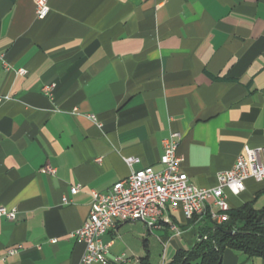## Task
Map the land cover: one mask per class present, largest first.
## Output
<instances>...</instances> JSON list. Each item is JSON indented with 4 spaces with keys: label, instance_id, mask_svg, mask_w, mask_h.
Segmentation results:
<instances>
[{
    "label": "crops",
    "instance_id": "obj_1",
    "mask_svg": "<svg viewBox=\"0 0 264 264\" xmlns=\"http://www.w3.org/2000/svg\"><path fill=\"white\" fill-rule=\"evenodd\" d=\"M48 5L38 19L33 0H0V207L15 210L0 219V264H80L84 243L70 233L87 219L90 191L159 170L172 132L180 169L202 188L215 187L245 145L264 146V0ZM72 185L81 189L70 194ZM244 185L226 193L229 207H264V181ZM205 215L167 208L156 227L119 223L102 235L108 252L95 264L122 254L118 264H153L145 251L154 246L166 264L211 227ZM221 264L264 258L225 249Z\"/></svg>",
    "mask_w": 264,
    "mask_h": 264
},
{
    "label": "built area",
    "instance_id": "obj_2",
    "mask_svg": "<svg viewBox=\"0 0 264 264\" xmlns=\"http://www.w3.org/2000/svg\"><path fill=\"white\" fill-rule=\"evenodd\" d=\"M33 2L36 18H44L49 11L48 0ZM17 73L24 74L25 70L20 68ZM51 88L52 86L44 87V92L50 94ZM89 118L95 119L93 115H89ZM180 138L179 132H172L162 140L163 151L159 158V170L147 166L130 173L104 192L90 191L87 219L70 233L76 241L84 243L80 264L105 261L108 244H104L101 237L109 229L129 221H141L148 227H156L167 208L173 211L180 208L185 219H191L195 212H203L208 214L214 224L224 223L229 218L230 209L226 193L238 195L244 190V182L247 179L264 181V146L245 145L233 166L218 173L215 187L202 188L194 185L180 169L182 157L177 153ZM124 160L131 165L137 159L125 157ZM40 172L53 174L55 168L44 166ZM80 189L81 185H72L69 192L76 194ZM62 201L67 203V197H62ZM2 217L14 220L15 210L0 207V219ZM50 242L55 243L56 239H51ZM19 248V245L9 248L6 254L13 255ZM125 260L126 257L122 254L115 257L114 263Z\"/></svg>",
    "mask_w": 264,
    "mask_h": 264
},
{
    "label": "trees",
    "instance_id": "obj_3",
    "mask_svg": "<svg viewBox=\"0 0 264 264\" xmlns=\"http://www.w3.org/2000/svg\"><path fill=\"white\" fill-rule=\"evenodd\" d=\"M264 207L256 209L254 201L245 202L229 209L228 220L212 225L199 235L194 245L187 250L179 249L166 264H221L225 249H235L248 256L264 258V223L256 220ZM226 231L235 233L228 234ZM145 259H142L144 261Z\"/></svg>",
    "mask_w": 264,
    "mask_h": 264
},
{
    "label": "rangeland",
    "instance_id": "obj_4",
    "mask_svg": "<svg viewBox=\"0 0 264 264\" xmlns=\"http://www.w3.org/2000/svg\"><path fill=\"white\" fill-rule=\"evenodd\" d=\"M145 255H146L147 261L150 260V258H151V260H152L151 262H154L153 264H157L156 262L160 261V259L163 256V253H162V249L160 247L154 246L151 255L149 256L147 250L145 251Z\"/></svg>",
    "mask_w": 264,
    "mask_h": 264
},
{
    "label": "water",
    "instance_id": "obj_5",
    "mask_svg": "<svg viewBox=\"0 0 264 264\" xmlns=\"http://www.w3.org/2000/svg\"><path fill=\"white\" fill-rule=\"evenodd\" d=\"M257 221L261 222V223H264V212L260 213L257 218H256ZM226 233L228 234H233L235 232L233 231H226Z\"/></svg>",
    "mask_w": 264,
    "mask_h": 264
},
{
    "label": "bare ground",
    "instance_id": "obj_6",
    "mask_svg": "<svg viewBox=\"0 0 264 264\" xmlns=\"http://www.w3.org/2000/svg\"><path fill=\"white\" fill-rule=\"evenodd\" d=\"M195 215H203V212H195V213H193V216H195Z\"/></svg>",
    "mask_w": 264,
    "mask_h": 264
}]
</instances>
